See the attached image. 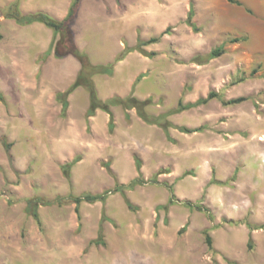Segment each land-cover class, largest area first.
I'll return each instance as SVG.
<instances>
[{"label": "rangeland", "instance_id": "374dc122", "mask_svg": "<svg viewBox=\"0 0 264 264\" xmlns=\"http://www.w3.org/2000/svg\"><path fill=\"white\" fill-rule=\"evenodd\" d=\"M58 2L0 0V264H264V16L256 13L264 1L79 0L71 24L79 51L113 65L91 78L97 97L131 94L156 117L216 94L168 115L189 133L165 132L121 106L110 108L111 129L107 113L88 114L84 87L63 111L56 95L74 82L78 58H56L44 46L50 28L12 17L16 8L50 14ZM150 38L158 40L142 49L152 56L134 50L115 60ZM138 175L145 184L104 203L66 201ZM30 199L40 203L39 224Z\"/></svg>", "mask_w": 264, "mask_h": 264}, {"label": "trees", "instance_id": "16d2710c", "mask_svg": "<svg viewBox=\"0 0 264 264\" xmlns=\"http://www.w3.org/2000/svg\"><path fill=\"white\" fill-rule=\"evenodd\" d=\"M228 1L232 2L233 0H228ZM78 3H79V0H74L71 3V6L67 12V15L61 21L53 20L48 15H46L45 13H42V12H37L34 14H29V15H22L17 8L15 9V13H13V15H12V17L18 23H20L22 25H30L33 23H42L46 27L50 28L53 31V40H52V43L50 45L49 52L52 51L53 55L56 58H64L68 55H73V56L78 58V60L80 62V69L76 75L74 82L64 92H59L56 95V99L62 103L63 111H65L67 106H68V102H67L68 95H70L75 89H77L79 87H84L90 93L88 114L90 116H92L95 113V111L98 109L107 113L109 116L108 125L111 129L114 127V124H113V114H112V111L110 108L112 106H121V107L126 108V109L135 108L138 116L142 120H144L148 124H154V125L159 126L165 132H168V130L170 128H176L179 131L185 132V133L196 131V130H188L187 128H184V127L173 126L167 120L168 115L172 114V113H180L184 110H188L192 107H196V106H199L201 104H204L207 101H209L210 99L217 97L216 94L209 93L206 98L198 99L194 103H188L185 105H182L181 103H179L178 106L175 109L171 110L169 113L158 115L156 117L148 116L143 112V108L147 105V103H149L148 100L140 101V100L136 99L135 97H133L131 94L128 95L127 97H124V98L113 97V98H110L106 101H101L97 97V94H96V91L94 88V84H93L91 78L96 74H102V75L111 74V72L113 70V65L112 64L94 65L89 61V59L87 58L86 55L82 54L79 51V49L75 43L74 35H73L72 29H71V24L74 20L75 13H76V7H77ZM16 7H17V5H16ZM190 19H191V17L189 16L187 19L189 21V23H190ZM157 40H158V38H150V39L145 40V41L139 39L137 41V44L135 47L125 48L116 57L115 60L116 61L121 60L128 53H130L134 50H137L140 53L145 54L146 56H152L153 55L152 53L147 54L146 52H144L142 47L147 46V45L152 44V43H155ZM221 52H222V50L215 49V50L210 52L208 57H216V56L220 55ZM195 61H197V60H195ZM139 78H140V76L137 77L136 82L139 80ZM0 100H3L1 93H0ZM240 101H241V99L238 98V99L230 100V101H228V103H238ZM5 149H6V152L8 153L9 152V146L5 145ZM66 168L67 169L65 170L64 175L67 179H69V171H68L69 166H66ZM137 169L138 170L140 169L139 164L137 165ZM149 182L156 183V180L152 179ZM142 184H145V182L140 177V175H138V177L135 178L133 181H131V183H129L128 186L117 185L113 191H107V192H104L101 194H96L93 196L83 195V196L76 197V198L70 197L66 201L68 203H74L76 205V207L82 201H85V202L100 201V202L104 203L107 194L113 193V192H120V191H123L125 188L133 187L135 185H142ZM170 192H172V191L170 190ZM172 203H174L173 196H171L168 200V204H172ZM38 204H40L39 201H37L35 199H30V200L26 201L27 210H28L29 214L32 216V218L36 221L37 224L40 223L39 215L37 212ZM127 204L129 206V208H131V204L130 203H127ZM185 204L189 207L191 206L190 203H185ZM206 238H207V243L210 246V244H211L210 237L207 236ZM249 241H250V239H249Z\"/></svg>", "mask_w": 264, "mask_h": 264}, {"label": "crops", "instance_id": "0c3cea01", "mask_svg": "<svg viewBox=\"0 0 264 264\" xmlns=\"http://www.w3.org/2000/svg\"><path fill=\"white\" fill-rule=\"evenodd\" d=\"M257 1H264V0H257ZM71 3H72V1L68 0V4L66 5V0H59V2L53 7L52 12L50 14H46V15H48L53 20L61 21L67 15V12L71 6ZM258 5H260V4H258ZM258 5L256 6L257 16L263 17L264 16V9ZM259 24L264 26V20H262V22L259 21ZM52 40H53V31L51 32L50 40L48 42L44 41V46H45L46 51L49 50L50 45L52 43Z\"/></svg>", "mask_w": 264, "mask_h": 264}]
</instances>
